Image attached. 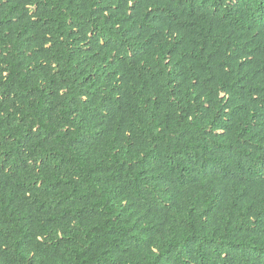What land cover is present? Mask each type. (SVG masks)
<instances>
[{"label":"trees","instance_id":"16d2710c","mask_svg":"<svg viewBox=\"0 0 264 264\" xmlns=\"http://www.w3.org/2000/svg\"><path fill=\"white\" fill-rule=\"evenodd\" d=\"M0 264H264V0H0Z\"/></svg>","mask_w":264,"mask_h":264}]
</instances>
